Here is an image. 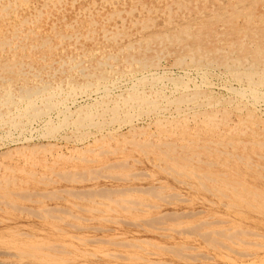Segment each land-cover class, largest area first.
I'll return each instance as SVG.
<instances>
[{
	"label": "bare ground",
	"instance_id": "obj_1",
	"mask_svg": "<svg viewBox=\"0 0 264 264\" xmlns=\"http://www.w3.org/2000/svg\"><path fill=\"white\" fill-rule=\"evenodd\" d=\"M67 1L68 0H48V5L50 8H55L57 13L54 16H56L57 18H61V25L64 26V28L67 27L68 31L60 30L59 28H56V25L52 29L54 30L52 32L53 36L45 34L46 31H42L41 28L37 25V23H39V19L37 20V18H39L41 15H44V12H42L39 8H36V10H34L33 12L28 13L30 14V18L29 16H19L17 20L13 22L14 24L11 23L13 24L11 26V29L8 26V23L6 24V26L0 25V52L2 54L7 46H9V48L13 51L12 58L0 59V122L4 123L5 125L8 124L13 128H18L21 126L24 127V124L26 123L24 122V119L28 122L29 120L34 121L35 119L42 116H47L49 118L48 115H50V113L54 110H57V113L62 114L64 118L60 126H56V124H53L54 121H47V119L45 120L46 131L48 133L47 136H49L57 127H62L63 125L71 126L72 124H75L74 126L77 125L79 127H84L88 122L91 123L92 119L95 116L108 117L109 115V117H111L98 124L97 122H92L95 123V126L97 125L101 128V126L103 127V124L109 121H116L121 123L130 122L133 114L137 113L139 110L147 111L150 113L158 112L162 109L165 110L164 102H167L168 104H178L185 102L191 103L193 105L192 117H189L188 114H181V112L175 113L177 114L175 116L171 115L172 117L170 118L157 117L155 120L157 130L155 131H149L146 129V127H137L134 124H129L130 127L129 130H127L129 131L130 136H126L125 134L114 131L113 133L111 132L109 136H105L107 137L105 139L99 137L94 139L93 144H96V146L99 147L100 150L101 147H106V145H108V143L110 142L109 139H113L117 140L116 142L118 144H131L134 147L140 149V151L143 149L145 150L143 151V153L148 151L150 155H153V159L149 160L153 164L158 166V169L160 171L164 172L165 170H167V173L174 176L177 175V179H179L180 177L183 178L184 176L188 177V179L190 180V184L192 185L191 187L194 190H211L213 193H217L216 195L220 198L221 201L227 202L223 205L227 206L228 208L239 210L242 209V206H244L249 210H253L256 212H259L260 210V213L264 215V187H257L254 184L246 181L241 176L237 177L238 175H240V166H243L245 164L244 167L247 170H252L251 173L253 172L257 174L259 162L264 161V121L256 114L258 112H255L250 108H248L246 116L242 113L245 110L244 107L246 105L243 100H245L247 97L252 98L256 103L259 101H264V0H158L159 7L154 6V4H150V2H148L147 0H135L134 5H132L130 10L127 11H129V17H132L133 15L131 14L140 5L139 11L141 15L138 22L140 23L141 27H148V23L150 21L154 23V15H158L164 20L162 22L163 24H161L160 27V29H162L161 31H164V33L162 32V35H157V32H155L151 34V36L144 37L146 39V44H141L143 47L140 48L137 54L132 52V50L135 49V46H132L133 44L126 43L119 46L115 44L116 42H113L112 44L108 42L104 43L105 41H100L101 37L93 38L92 40L95 42L90 47H78L77 40L82 36L86 38L89 36V34H83L80 26L76 27L75 24L68 23L64 18H62L64 14L61 10L64 7L63 5H65ZM6 2V4L1 5L0 15L2 12H6L8 14L10 12L8 8L11 7V4L13 5L11 12H13L14 15H18L20 13V9L27 6L30 0H6ZM49 13L52 14V12ZM116 15L117 11L110 13L109 17H114ZM92 20H96V18H89V21L92 22ZM98 20L99 29L97 30V32L100 35L103 34L104 36H112L111 38L118 37L116 35L120 33V28L108 29L105 24L106 20ZM8 29L10 31H8ZM171 31H174L173 33H176L171 34ZM137 32L138 31H135L136 34ZM172 35H176V38L173 39ZM31 36H34V38L36 39L31 41ZM183 36L187 37V40L182 38ZM141 37L143 36L141 35ZM72 38H74V43H70L69 39ZM88 38H92V36H89ZM26 39H29V41L26 42ZM172 40H184L186 43H184L182 47L176 45L174 46V50H169V45L167 44L169 42L172 43ZM97 41L99 43H97ZM143 42H145V40ZM69 44H72L73 46L71 47ZM108 44H111V47H109ZM62 46H68L71 49L70 51H72V49L77 50L78 54L70 55V51L61 54L64 51H67V49ZM38 48H43L48 53H51V57H48L47 55L39 57L40 59L45 61V63H43L42 65L40 63L41 61L36 64L24 63L26 65H23L22 62L15 58V51L38 50ZM172 52L178 53L176 57V63H179L178 66L180 68L185 67L180 65H188L187 61H185V58L187 59V57H190V64L192 63L193 67L200 68L203 73H207L206 70L209 67L222 65L234 76V78L237 79V82H241L242 85L239 88L232 89L235 92L234 95L236 94L237 96L236 99H242L241 102L235 105L236 110L239 111L238 113L236 112V118H233V115L231 116V113L229 114L228 110L219 109V106L217 107V101L215 100V97L210 95L206 96V92L202 89H191L189 87V82L183 81L180 76L174 79L171 77L169 78V80L174 83L172 85H174L175 88L179 90L178 92H180L181 90V94L178 97H171L169 95L170 93L167 94V91H163L160 84L165 77L168 78V76L166 75L167 73L162 76H158L156 72L150 73L151 68L147 67L149 65H155L157 63V60L160 59L161 55L164 56V54ZM54 55L59 58H55ZM142 71H148V73H143L139 76L134 77L132 83L130 81L131 84L128 86L126 85L127 87L125 89L123 88L119 90V93H112V85L116 84V79L119 78H116L117 75L125 77L132 75L133 73ZM185 71L188 72V70ZM195 87L197 88L198 86ZM88 89L92 92V94H89L91 92H88ZM78 91L81 92L82 95H85L84 98H88L89 96L90 98H92L91 95L93 94L96 95L97 98L96 100L93 99V104L76 107L74 110L69 109L70 106L68 107V105L67 108H64L65 106L63 105H65V102L68 99L65 101L62 100L65 99V97H74ZM61 97L63 99H61ZM98 97L102 98L99 100ZM230 100L233 99L230 98ZM226 101L228 100L226 99ZM75 102L73 101V103ZM205 105H207L208 108L204 109ZM132 110L135 112L132 113ZM141 136H144V138H141ZM49 144L50 143H48V145ZM26 145H24V147L22 145V148H20V146L16 148L17 152L21 153V155H24L27 163L26 165H19L18 167H16L2 166V164H0V201L5 202L4 205L9 202L12 206L13 201L14 203L18 202L19 196L25 195L20 194V191L21 193L22 191L23 193L26 191V188H24L25 186H30V184L37 185L38 183L44 181L47 182L49 178H46L45 175L48 173H52L53 169H55V165H52L54 163L50 164L47 162L48 160H42L37 157V152L35 153V151L38 150L37 147L39 148V145L35 147L33 146V144V147L31 148H28ZM115 148L117 149L118 146H116ZM20 149L22 150L18 151ZM82 151L84 152L85 150ZM77 152L79 153V151ZM102 152L105 153V151ZM121 152L123 153L124 157H126V155L128 154L125 151ZM95 156L96 160H99L102 157L100 153L96 154ZM59 157L64 158L63 155L58 156V158ZM85 157H88V155L86 156L85 154ZM82 158L84 159V157ZM204 158H206L207 160ZM83 159L80 158L79 160L83 161ZM92 159H89L88 162H92ZM67 161H65V163ZM37 166H41L43 168L42 174L44 176L36 174L34 169ZM62 166L63 168H65L64 165ZM91 167L93 166L91 165ZM106 167L111 168V165H106ZM116 167L119 168L118 165ZM212 168H214V170ZM261 168L264 169V166H262ZM63 173L65 172L63 171ZM96 173L97 172H94V174ZM18 174H21L22 176H19ZM63 175L64 174H62V176ZM69 175H67V177H71V172ZM111 175L113 176V174ZM131 175L132 173L130 174V176ZM80 176L83 177L82 175ZM127 176L129 177V175ZM257 176L261 177L262 173H258ZM73 177L75 176H72V178ZM263 177L264 176H262L261 178ZM75 178L78 179L79 176L78 178ZM75 178H73L74 180H72L71 178L70 179L71 181H75ZM87 179L89 178L87 177ZM54 180L55 179L51 181L54 182ZM134 188H131V190L133 189L138 191L137 189H139L138 187L137 189ZM60 190L62 191V189ZM115 190L116 189L109 190L113 194H105V197H103V199L107 198L110 202L113 203L115 208H125L126 204L129 203L128 200H130V195L125 196L124 192H119V190L117 192H114ZM77 191L78 190H76V192ZM15 192L16 194H14ZM17 192L20 194L19 196ZM45 192L42 193L45 194ZM92 192L94 193V191ZM31 193L32 192L30 191V195L32 196L34 192L32 194ZM51 193L54 194L53 190ZM81 193L79 195H81ZM152 194L155 193L152 192ZM157 194H159L160 196V192L156 193V196ZM27 195L29 194L27 193ZM24 197L25 196H23L22 198ZM35 199L34 201L36 202ZM162 201H164V199ZM93 203L95 204L97 202ZM96 206L97 205L95 204L92 208L96 209ZM0 207H2V205ZM61 209L57 208L54 210L59 211ZM17 210H20L19 212H21L22 209ZM49 211L50 210L46 212ZM237 212V214L240 213V211ZM43 213H45V211ZM180 213L181 212H179V214ZM192 214L193 213H191L190 215ZM165 215L167 218V213ZM181 215L185 214L183 213ZM243 215L244 213H242V216ZM161 216L163 217L164 215L161 214ZM169 216H171L170 213ZM158 220H160V218H158ZM167 230L170 231L172 229L170 228L169 230L167 228ZM188 230H191V228ZM199 232L203 233V235L206 236L205 238H207L206 240L209 239V242L210 240H217L221 236L220 243H223V238H226L233 233L226 227H203ZM13 233L14 234H11L12 240L9 239L12 243V246L10 247H12L14 250L16 249L23 257L31 258L34 260L36 259L39 262H44L43 264H55L56 262H58L59 259L54 254V251L57 248L53 246L52 242H45L34 236L24 237L20 234H16L17 232ZM190 234L193 233L191 232ZM153 245H157L159 249H162L163 247L156 243H153ZM57 247H59V245H57ZM71 247L74 248V246ZM185 249H187V247ZM59 251L61 252L62 250ZM0 254H2L3 256H8L9 252L0 251ZM182 254L185 255L186 253ZM133 256L136 258H140V256L138 255ZM192 258H194V256ZM0 264L5 263L3 261L0 262ZM26 264L32 263L29 262Z\"/></svg>",
	"mask_w": 264,
	"mask_h": 264
},
{
	"label": "rangeland",
	"instance_id": "obj_2",
	"mask_svg": "<svg viewBox=\"0 0 264 264\" xmlns=\"http://www.w3.org/2000/svg\"><path fill=\"white\" fill-rule=\"evenodd\" d=\"M134 1L135 0H68L65 5H63L64 7L61 10L64 14L62 18H64L68 23L75 24L76 27L80 26L83 34L87 33L89 34V36H92V38H88L89 36L86 38L84 36L80 37L77 40L78 47H90L95 42L92 40L93 38L101 37L100 41L103 40L105 41L104 43L108 42L112 44L113 42H116L115 44L119 46L126 43L133 44L132 46H135V49L133 48L134 50H132V52L137 54L140 48L143 47L142 45L146 44V39L144 37L151 36V34L155 32H157V35H162L164 33V31H161L162 29H160L161 24H163L162 22L164 20L160 16L154 15V23L150 21L148 23L149 28L141 27L140 23L138 22L141 15L139 11L140 5L135 11H133V13L131 14L133 15L132 17H129L128 15L129 11L127 10H130L131 6L134 5ZM147 1L150 2V4H154V6L159 7L158 0ZM6 3V0L0 1V8L2 4ZM27 6L22 7L18 15H14L13 12H11L13 8V5L11 4V7L8 8V10L10 11L8 14L6 12L1 13L0 25L6 26V24L8 23V26L11 29V26L14 24L13 22H15L19 16H29L30 18V14L28 13L33 12L34 10H36V8H39L42 12H44V15H41L39 18H37V20L39 19V23H37V25L41 28L42 31H46L45 34L53 36L52 32L54 30L52 29L56 25V28L68 31L67 27L64 28V26L61 25V18L58 17V19L56 16H54L57 11L55 10V8L49 7L48 0H30ZM115 11H117V15L114 17H109L110 13ZM49 12H52V14H50ZM89 18H96V20H92L91 22L89 21ZM98 19H100L101 21L106 20L105 24L108 29L120 28V33L116 35L118 37L111 38L112 36H104L103 34V36L100 35L97 32V30L99 29ZM8 31L10 30L8 29ZM135 31H138L137 34L135 33ZM171 32V34L176 33H173L174 31ZM141 35L143 37H141ZM135 36H138L137 39ZM30 38L31 41L36 39L34 38V36H31ZM172 38H176V35H172ZM182 38L187 40V37L185 36H183ZM69 40L70 43H74V38ZM144 40L145 42H143ZM25 41L27 42L29 41V39H26ZM97 43L99 42L97 41ZM184 43H186L184 40H172V43L169 42L167 45H169V50H174V46L177 45L179 47H182ZM111 44H108L109 47H111ZM70 46L72 47L73 45L71 44ZM62 47L66 48L67 51H64L61 54H64L71 50L68 46ZM12 53V49L7 46L2 54L0 52V59H10L13 57ZM14 53L15 58L22 62L23 65H26L24 63L36 64L39 63V61H41L40 63L42 65L43 63H45V61H43L39 57L43 55L51 57V53H48L43 48H38V50H18ZM69 54L77 55L78 51L72 49ZM177 54L178 53L172 52L164 54V56L161 55L160 59L157 60V63L155 65H149L147 67L151 68L150 73L156 72L158 76H162L167 73L166 75L168 76V78L165 77L160 84L163 91H167V94L170 93L169 95L171 97H178L181 94V90L180 92H178L179 90L176 89L174 85H172L174 83L171 82L169 78L171 77L174 79L180 76L183 81L189 82V87L191 89H202L206 92V96L210 95L215 97V100L217 101V107L219 106L218 108L222 110H228L229 114L231 113V116L233 115V118H236V114L239 111L236 110L235 105L241 102L242 99H236L237 96L236 94L234 95L235 92L232 89L239 88L242 85L241 82H237V79L234 78V76L222 65H215L209 67L207 70L205 68L207 73H203L200 68L193 67L192 63L190 64L191 58L187 56V59L185 58V61H187L188 65H180L185 66L184 68H180L178 66L179 63H176ZM54 56L55 58H59L56 57V55ZM156 67L158 69H162L158 70ZM185 70H188V72ZM143 73H148V71L133 73L132 75L125 77L117 75L116 78H119L116 79L117 83L114 84L115 88L114 85H112V93L114 94L123 88L125 89L132 83L134 77L139 76ZM195 86L198 87L196 88ZM88 92L91 91L89 90ZM89 94H92V92ZM84 96L85 95H82L81 92L78 91L74 96L75 98L73 96L68 98L64 96L65 99L61 97V99H63L62 101L68 99V102L66 101L65 105H63L65 106L64 108H67L68 105V107L70 106L69 109L74 110L76 107L93 104L94 100H96L97 98L94 94L91 95L92 98H90V96L88 98H84ZM76 98L78 99V101ZM98 98L100 100L102 97ZM230 98H232L233 100H230ZM226 99L228 101H226ZM73 101L76 102L73 103ZM243 101L246 103L244 107L245 110L242 112L245 116L248 112V108H250L255 112H258L256 114L264 121V101H259L256 103L250 97H247ZM164 105L165 110L162 109L158 112L150 113L147 111L139 110L137 113L133 114L132 119L127 123L109 121L103 124V127L101 126V129L100 126H95V123L92 122H97L98 124L111 117H109V115L108 117L95 116L92 119L91 123L88 122L89 124L87 123L84 127H79L77 125L74 126L75 124H72V127L70 125H63L62 127H57L58 129L56 128L49 136H47L48 133L46 131L45 120L47 119V121H54L53 124H56V126H60L64 118L62 114L57 113V110L51 112L50 115H48L49 118L47 116H42L35 119L34 121L29 120L28 122L30 123H28L27 120L24 119V122H26L24 124V127L21 126L18 128H13L8 124L5 125L4 123L0 122V125L2 126H0V164H2V166L18 167L19 165H26L27 163L24 155H21V153L16 151V148H18L19 146L20 148H22V145L24 147V145L26 144L28 148H31L33 146L37 147V145H39V148L37 147L38 150L35 151V153L37 152V157L42 160H48V163H54L52 165H55V169H53V172L45 175L46 178H49L47 182L44 181L45 183L40 182L38 184L36 183L37 185L30 184V186H25L24 188H26V191L24 193L23 191L22 193L20 191V194H25L23 195L25 197L22 198L23 196H19L20 194L17 192L19 200L16 203H14L13 201L12 206L9 202H7L9 204L8 206L7 203L6 205H4L5 202L0 201V206L2 205V207H0V251L9 252L8 256H3L2 254H0V262L4 261L5 264H26L29 262H31L32 264L44 263L39 262L36 259L34 260L31 258L23 257L16 249L14 250L12 247H10L12 246L11 234H14L13 232H17L16 234H20L24 237L34 236L38 239H41L42 241H47L49 243L52 242L53 246L56 247V250L58 251H54L55 256L59 259L55 264H264V215L260 213V210L259 212H256L253 210H249L244 206H242V209L239 210L228 208L227 206L223 205L227 202L221 201L220 198L216 195L217 193H213L211 190H194L191 187L192 185L190 184V180L188 179V177L184 176L183 178L180 177L179 179H177V175L174 176L172 174H169L167 173V170H165L164 172L160 171L158 169L159 167L149 160L153 159V155H150L148 151L143 153V151L145 150L142 149L140 151V149L134 147L131 144H118L116 142L117 140L109 139L110 142L108 143V145H106V147H101L100 150L99 147L96 146V144H93L94 139L98 137L105 139L107 138L105 136H109L110 133H113L114 131L125 134L126 136H130L128 131L130 127L129 124H134L137 127H146V129L149 131H155L157 130V126L155 123L157 117L170 118L177 115L175 113L180 112L181 114H188L189 117H192L193 115V105L191 103L185 102L178 104H168L167 102H164ZM206 108H208L207 105L204 106V109ZM134 112L135 111H133L132 113ZM29 127L31 128V130ZM141 138H144V136H141ZM48 143L50 144L48 145ZM116 146H118L117 149L115 148ZM21 150L22 149L18 151ZM82 150H85V153ZM77 151H79L80 154ZM81 151L83 152V154ZM102 151H105V153ZM121 151H125L128 153L126 157L123 156V153ZM98 153H100L102 157L99 160H96L95 155ZM85 154L86 156L88 155V157H85ZM60 155H63L64 158H58V156ZM72 155L75 157H73ZM105 155H107L108 157ZM5 156H8L9 158ZM76 157H78L79 159H83L82 157H84L85 160L83 159V161H81ZM89 159H92V162H88ZM65 161L67 162L65 163ZM61 164L64 165L65 168H63ZM90 164L94 167V169ZM106 165H111V168L106 167ZM117 165L119 166V168L116 167ZM244 166L245 164L243 166H240V175H238L237 177L241 176L246 181L254 184L257 187H264V177L261 178L262 176H264V169L261 168L262 166H264V161L259 162V168L257 170V174L262 173L261 177H258L257 174L253 172L251 173L252 170H247ZM36 168L34 169L36 174L44 176L42 174L43 168L41 166H37ZM212 169L214 170V168ZM62 170L65 173L67 172V175H69L71 172V177H69L70 175L67 177V175L63 173ZM94 172L97 173L94 174ZM131 173L132 175L134 173L135 174L133 176H130ZM62 174L66 176H62ZM111 174H113V176ZM18 175L22 176L21 174ZM58 175L60 176V180ZM77 175L79 176V178L81 177L80 175H82V179L80 178V180ZM127 175H129V177ZM72 176L77 177L79 180L73 177L75 178V181H71V179L74 180ZM87 177L89 179H87ZM53 179L56 180H54L55 184L53 181H51ZM134 187L136 189L137 187L139 189H143H137L138 191L133 189L131 190V188ZM108 188L109 190L116 189L114 192H117L118 190L119 192L122 191L125 193V196L130 195V200H128L129 203L126 204L125 208H115L113 203L110 202L107 198L103 199V197H105V194H113L108 190ZM60 189H62L63 192ZM63 189H65L66 191ZM52 190L54 194L51 193ZM76 190H78L79 192H76ZM30 191L32 193L34 192L33 194L31 193L33 197L30 195ZM92 191H94V193ZM102 191H104L105 193ZM26 192L29 195H27ZM42 192H45V194H43ZM152 192H154L155 194H152ZM159 192L161 197L159 196V194H157L156 196V193ZM39 193H41L42 195ZM80 193L81 195H79ZM14 194H16V192ZM34 199L36 200V202L34 201ZM163 199L164 201H162ZM93 202H97L95 203L97 205L96 209L99 211L92 208L95 205ZM25 208L28 210H26ZM57 208H62V211H55L54 209ZM17 209L22 210L21 212H19L20 210L18 211ZM48 210H50V213L46 212ZM44 211L46 214L43 213ZM237 211H240V213L237 214ZM179 212L181 213L179 214ZM166 213L168 219L166 218ZM169 213L171 216H169ZM183 213L185 215H181ZM191 213L193 214L190 215ZM242 213H244L243 216ZM161 214L164 216L162 217ZM158 218H160V220H158ZM174 219L177 220L175 221ZM189 227L191 228V230H188L190 229ZM203 227H226L233 233L228 237L223 238V243H220L221 236L219 237V239L212 241L210 240L209 242V239L206 240V236H204L203 233L199 232ZM167 228L169 230L171 228L172 230L168 231ZM183 228H186L187 230ZM188 231L190 233L192 232L193 234H190ZM116 242L118 243V245ZM153 243L163 246L162 249H159L157 245H153ZM57 245H59V247H57ZM71 246H74V248ZM186 247L187 249H185ZM59 250L62 251L60 252ZM182 253H186V256ZM133 255H138L140 256V258H136ZM192 255L194 256V258H192Z\"/></svg>",
	"mask_w": 264,
	"mask_h": 264
}]
</instances>
